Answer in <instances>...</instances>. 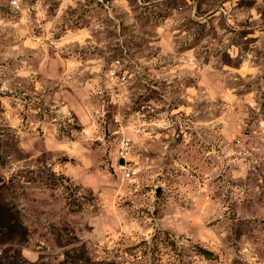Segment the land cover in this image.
<instances>
[{
	"label": "rangeland",
	"instance_id": "374dc122",
	"mask_svg": "<svg viewBox=\"0 0 264 264\" xmlns=\"http://www.w3.org/2000/svg\"><path fill=\"white\" fill-rule=\"evenodd\" d=\"M0 156L1 264H264V0H0Z\"/></svg>",
	"mask_w": 264,
	"mask_h": 264
},
{
	"label": "built area",
	"instance_id": "2783aa9c",
	"mask_svg": "<svg viewBox=\"0 0 264 264\" xmlns=\"http://www.w3.org/2000/svg\"><path fill=\"white\" fill-rule=\"evenodd\" d=\"M121 65V60L120 59H117L115 62H114V69H112V77H116L119 81L122 82V84L126 83L127 82V76L125 74V72H121L119 73L118 72V68L120 67ZM131 137L129 136H124L121 140H120V143H119V158H124L125 159V165L123 166V176L126 178V179H129L132 177L133 175V168L131 166V164L129 163L128 161V154L130 153V149H131Z\"/></svg>",
	"mask_w": 264,
	"mask_h": 264
},
{
	"label": "water",
	"instance_id": "95a60500",
	"mask_svg": "<svg viewBox=\"0 0 264 264\" xmlns=\"http://www.w3.org/2000/svg\"><path fill=\"white\" fill-rule=\"evenodd\" d=\"M0 158H1V156H0ZM120 164H121V165L125 164V159H124V158H121V159H120Z\"/></svg>",
	"mask_w": 264,
	"mask_h": 264
},
{
	"label": "trees",
	"instance_id": "16d2710c",
	"mask_svg": "<svg viewBox=\"0 0 264 264\" xmlns=\"http://www.w3.org/2000/svg\"><path fill=\"white\" fill-rule=\"evenodd\" d=\"M0 228H1V216H0ZM0 239H1V230H0ZM0 264H1V256H0Z\"/></svg>",
	"mask_w": 264,
	"mask_h": 264
},
{
	"label": "clouds",
	"instance_id": "9594fccd",
	"mask_svg": "<svg viewBox=\"0 0 264 264\" xmlns=\"http://www.w3.org/2000/svg\"><path fill=\"white\" fill-rule=\"evenodd\" d=\"M13 2L15 3V2H16V0H13Z\"/></svg>",
	"mask_w": 264,
	"mask_h": 264
}]
</instances>
